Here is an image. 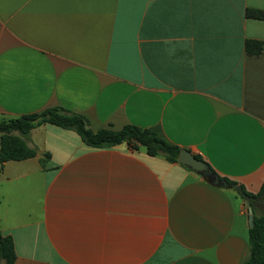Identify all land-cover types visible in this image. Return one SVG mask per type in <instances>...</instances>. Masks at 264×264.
<instances>
[{
	"label": "crops",
	"instance_id": "obj_1",
	"mask_svg": "<svg viewBox=\"0 0 264 264\" xmlns=\"http://www.w3.org/2000/svg\"><path fill=\"white\" fill-rule=\"evenodd\" d=\"M247 41L261 53L249 55ZM49 108L84 116L94 132L150 130L257 195L264 0H0V120ZM24 139L37 155L0 171L14 264L249 258L247 200L235 188L142 146L96 149L49 124Z\"/></svg>",
	"mask_w": 264,
	"mask_h": 264
},
{
	"label": "trees",
	"instance_id": "obj_2",
	"mask_svg": "<svg viewBox=\"0 0 264 264\" xmlns=\"http://www.w3.org/2000/svg\"><path fill=\"white\" fill-rule=\"evenodd\" d=\"M246 49L249 55L256 56L261 53L262 44L257 41H247ZM45 124L75 131L87 146L96 149H109L126 143L135 149L144 147L150 156L165 155L171 163H178L182 151L150 130L128 125L121 130L104 128L94 132L84 116L62 108H49L37 114L0 120V171L5 162L26 160L37 155L36 150L29 147L24 137L34 128ZM197 158L201 160L200 157ZM49 159L50 155L46 154L41 164L44 166ZM219 179L225 181L230 188H235L244 200H249L254 212L253 226L249 229L250 255L243 264H264V213H257L255 207L257 199L264 202V185L257 195H253L247 192L244 186H238L224 178L219 177ZM15 259L12 238L0 233V264H14Z\"/></svg>",
	"mask_w": 264,
	"mask_h": 264
},
{
	"label": "water",
	"instance_id": "obj_3",
	"mask_svg": "<svg viewBox=\"0 0 264 264\" xmlns=\"http://www.w3.org/2000/svg\"><path fill=\"white\" fill-rule=\"evenodd\" d=\"M178 163L189 168L213 186L230 188L225 181L220 180L219 177L214 174L209 164L203 160H199L191 151L182 150L178 157ZM246 205L248 206L249 227L251 228L253 226L254 212L249 205V200H247Z\"/></svg>",
	"mask_w": 264,
	"mask_h": 264
},
{
	"label": "rangeland",
	"instance_id": "obj_4",
	"mask_svg": "<svg viewBox=\"0 0 264 264\" xmlns=\"http://www.w3.org/2000/svg\"><path fill=\"white\" fill-rule=\"evenodd\" d=\"M263 205H264V202H263ZM263 205H262V208L257 211V213H264V206Z\"/></svg>",
	"mask_w": 264,
	"mask_h": 264
}]
</instances>
